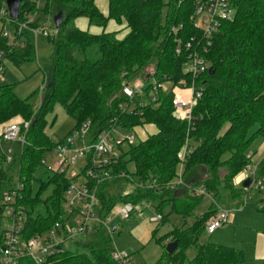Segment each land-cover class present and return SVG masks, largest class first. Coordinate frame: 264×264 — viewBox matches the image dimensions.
<instances>
[{
	"label": "trees",
	"instance_id": "16d2710c",
	"mask_svg": "<svg viewBox=\"0 0 264 264\" xmlns=\"http://www.w3.org/2000/svg\"><path fill=\"white\" fill-rule=\"evenodd\" d=\"M107 1L106 16L99 11L95 0L46 1L43 15L60 12L63 19L58 29L51 27L55 30L48 37L53 47L52 66L44 73L47 85L40 91L41 100L36 109L29 99L16 94L14 85H0V125L14 118V121L31 122L19 159L13 164L17 168L16 180L22 185L18 205L25 216L23 237L29 239L47 233L65 215L64 196L72 178L49 170L42 163L45 154L63 141L55 143L46 134L47 116L60 105L75 123L67 135L87 122L91 124L90 136L114 127L124 133L144 125L156 127L154 134L137 144L119 147L112 172L126 173L131 181L116 177L98 188L99 216L127 202L136 206L153 199L161 216L158 225L162 226L169 214L184 220L191 217L203 199L194 190L204 189L214 198L213 210L195 218L188 228L174 227L165 235L166 244L165 238L158 240L163 244V252L155 264H242V250L200 243L199 238L205 233L211 214L216 213L215 199L220 187L231 191L236 207L244 204L249 187L237 191L233 180L250 164L249 131L256 128L254 136L264 138V0H233L234 17L220 25L214 37L208 39L209 45L194 23L195 0ZM29 3L35 7V1L23 0L19 17L9 18L10 25L21 20ZM79 18L102 32L91 34L79 30L75 26ZM38 20L34 23L41 26ZM109 21L123 26L118 31H126L123 38H117L118 32H105ZM21 39L24 47L11 49L10 39L0 34L3 59L0 64L4 66L6 60L20 67L35 59L33 39L29 34ZM188 43L190 48L186 47ZM178 47L180 53L176 52ZM194 52L204 56L212 74L205 72L196 80L201 97L190 119L183 120L173 109L171 100L191 83L183 66ZM139 77L147 84L143 95L132 99L123 96V87ZM151 79L161 84L159 90L152 89ZM164 82L169 83L168 88ZM186 141L192 152L182 169L185 186L172 190L168 186L178 178ZM6 161V154L0 150V202L2 194L14 184ZM129 164L133 166L132 173ZM257 175L264 177V157L258 163ZM123 181L135 184L134 189L123 193ZM179 192L183 193L181 197L177 195ZM263 202L264 199L258 201L257 209L264 216ZM166 206L170 211L164 216L162 210ZM1 207L0 203V212ZM156 232H152L154 240ZM80 238L83 242L77 239L68 242L73 249L65 248L67 243L61 245L58 252L47 258L46 264H118L111 257V239L101 230ZM174 241L177 247L169 254L165 248ZM190 247L196 248L192 259L186 255ZM17 264L34 262L22 258Z\"/></svg>",
	"mask_w": 264,
	"mask_h": 264
},
{
	"label": "built area",
	"instance_id": "2783aa9c",
	"mask_svg": "<svg viewBox=\"0 0 264 264\" xmlns=\"http://www.w3.org/2000/svg\"><path fill=\"white\" fill-rule=\"evenodd\" d=\"M32 1H35V6L39 8L40 0ZM234 15L233 0H195L194 23L201 30L203 38L207 41L214 37L223 22L231 20ZM49 18L51 17H46V23H48ZM3 22L11 23V20L8 16L6 4L0 3V25ZM32 23V19H27L23 23L17 24L14 29L15 34H11L7 29L2 30L1 26L0 34L10 39L9 46L11 49H22L25 44L24 40L21 39L22 33ZM172 30L176 31L177 28ZM30 31L34 36L42 34L47 38L52 37L55 33L53 28H44L43 26L32 28ZM207 43L209 45L210 41ZM186 47L190 48V43ZM176 52L180 53L179 47ZM2 60L0 55V61ZM183 69L184 72L190 75L191 83L185 89L174 94L171 103L181 119L189 120L193 108L201 97V91L196 85V80L200 75L208 72L209 63L203 55L194 52L190 54L188 60L184 63ZM3 71L4 66L0 64V75H2ZM152 84V89L155 91L161 88V84L156 81H152ZM146 85L144 81H135L130 85H126L122 89L123 96L129 99L141 96ZM30 123V121L20 120L10 122L1 129L0 141L19 142L23 146L25 144V134L30 127ZM90 131L91 124L87 122L67 135L52 151L53 166L46 165L45 160L42 161L49 170L65 173L66 175L69 167L78 159L84 161L79 173L69 177L72 180L65 191L63 203L65 215L63 221L57 222L50 231L43 235L25 239L22 234L25 216L18 205L19 192L22 189V185L16 180L12 188L2 194L0 221L4 220V226L0 227V264H17L22 258H29L34 264H46L47 258L58 252L61 245L97 232V230H101L111 239V257L113 261L118 264H131L129 253L117 249L113 238L120 232L121 224L127 221L136 210V206L127 202L118 207L115 206L108 214L99 216L97 192L102 184L111 182L116 177H126L131 181L128 174H115L112 172L111 167L117 162L119 147L125 148L133 145L135 134L134 131L124 133L116 127L102 130L94 136H90ZM191 152L192 148L186 141L181 155L178 178L168 186L169 189L174 190L185 186L182 178V169L187 155ZM252 156V153L247 155L250 164L238 175L240 182L246 179L251 180L249 190L251 188L258 189L259 185L264 182V177L262 176L261 182L259 181L260 176L257 175L258 163L252 161ZM141 187L144 188L143 186ZM147 188L150 189L152 186H147ZM194 193L203 197L211 196L204 189H196ZM215 205L217 206L216 203ZM228 219L229 212L216 210L213 218L206 224L205 233L212 235L223 224L227 223ZM160 220V215L153 219L156 222Z\"/></svg>",
	"mask_w": 264,
	"mask_h": 264
},
{
	"label": "rangeland",
	"instance_id": "374dc122",
	"mask_svg": "<svg viewBox=\"0 0 264 264\" xmlns=\"http://www.w3.org/2000/svg\"><path fill=\"white\" fill-rule=\"evenodd\" d=\"M30 1L33 2L32 0ZM46 1L47 0H40L39 8L36 6L32 7L31 3H29L22 14L21 20H19L17 24L23 23L27 19H32L34 23L36 19H39V25L44 28H51L54 25L53 17L49 18L48 23H46V17H49V15L45 14L46 16H44L42 13ZM168 1L169 0H164V2ZM17 24L10 25L9 23H3L0 27L2 26V30L9 29L11 32H14ZM33 25L29 24L27 30L22 33V36H24V34H29V37L33 39L35 44V59L25 62L20 67H16L13 63L4 60L5 71L2 76L0 75V85H14L16 94L22 99H29L36 109L41 100L40 91L43 86L45 87L47 85V79L44 73L45 71L49 72L51 70L53 47L47 37H44L42 34L34 36L31 33L30 29L38 27L37 23L35 26ZM135 81H143V79L139 77L130 84ZM151 81H153V79H151ZM163 85L166 88L169 87V83L167 82H164ZM142 101L145 103V99L142 98ZM53 118H55L54 123L50 126ZM14 119L12 120L14 121ZM12 120L0 125V131ZM47 122L46 134L55 143L66 137L75 127L74 121L66 114L65 109L60 105H56L53 112L47 116ZM155 132L156 127L154 125L136 127L134 129V144H137L139 141L144 140L148 135H152ZM255 132L256 128H252L248 133V137L252 138L249 153H256L254 162L258 161L260 156L264 154V138L255 137ZM21 146L19 142L9 143L0 141V150L7 156L6 166L11 172L13 182H16L17 179V168L13 164L19 159ZM52 155V152H49L44 156V160L48 166H53L54 164ZM83 165L84 161L78 159L69 167L67 176L71 177L79 173ZM128 169L131 173L134 171L131 164H129ZM134 180L135 183H137V179L134 178ZM234 180L233 187L239 191L242 188V184L239 185L238 183L235 185ZM261 180L262 178L260 176L259 181L261 182ZM121 187L123 193H127L134 189L135 184L123 181L121 182ZM230 192V190H225L222 187L219 188L218 197L215 199L217 206L214 209L229 212L232 219L223 224L214 234L210 236L206 233L202 234L199 238V242H210L242 250L244 255V262L242 264H261V261L264 259V216L258 211L257 206L258 201L264 199V182L259 185L258 189L251 188V190L247 191L242 207L235 206V201L232 199ZM177 195L181 197L183 193L179 192ZM213 199V196H204L194 210L193 215L187 217L185 220L181 216L169 214L168 221L162 226H159L158 222L153 221V219L158 216V212L156 211L157 201L153 199L142 201L136 205V210L130 215V218L121 224L120 234L113 238V242L117 249L127 251L130 254L131 264H155L163 252V244L158 243V240L165 238V235L174 227H181L184 225L185 228H188L194 223L195 218L200 217L208 211H212L211 204ZM0 203L2 204V202ZM169 211L170 208L168 206L164 207L162 210L163 215H167ZM211 215L209 220L214 216L213 213ZM1 226H4L3 219L0 221V227ZM155 230H157V232L154 240L152 238V232ZM167 239L166 237L164 244H166ZM83 240L84 239L80 238L76 241L83 242ZM71 245V243H67L65 248L73 249ZM79 251L81 252L83 249L79 248ZM186 255L188 259L194 258L196 255V248H188Z\"/></svg>",
	"mask_w": 264,
	"mask_h": 264
},
{
	"label": "crops",
	"instance_id": "0c3cea01",
	"mask_svg": "<svg viewBox=\"0 0 264 264\" xmlns=\"http://www.w3.org/2000/svg\"><path fill=\"white\" fill-rule=\"evenodd\" d=\"M95 4L97 6V8L99 9V11L103 14V15H107L108 14V1L107 0H95ZM49 17H53L52 15H49ZM75 26L82 31H88L91 34H99L102 32V29L96 26H91L89 25L88 21L84 18H79L75 21ZM123 28V26H118L114 21H109L106 28H105V32H118ZM126 34V31H121L118 32L117 34V38L121 39L124 37V35ZM65 138V137H64ZM62 138V139H64ZM255 156L256 153L253 154L252 156V161L254 162L255 160ZM264 157V154H262L260 156V159L258 161H256L255 163H259L260 160ZM236 180H234L235 185H237L239 183V185L242 184V181L240 182V180L238 179V176L235 178ZM242 187V185H241ZM231 216L229 214V219L228 221H230ZM214 234V233H213ZM210 236V235H209ZM264 258V256H263Z\"/></svg>",
	"mask_w": 264,
	"mask_h": 264
},
{
	"label": "water",
	"instance_id": "95a60500",
	"mask_svg": "<svg viewBox=\"0 0 264 264\" xmlns=\"http://www.w3.org/2000/svg\"><path fill=\"white\" fill-rule=\"evenodd\" d=\"M23 0H5V4L8 10V16L11 20H16L19 17V11L21 7V3ZM63 17L62 14L59 12L56 15L53 16V24L55 29L59 28L60 22L62 21ZM208 73L211 75L212 70L209 69ZM251 180L246 179L242 182V188L247 189L250 187ZM177 247V242H171L167 244L165 250L167 253L171 254Z\"/></svg>",
	"mask_w": 264,
	"mask_h": 264
}]
</instances>
